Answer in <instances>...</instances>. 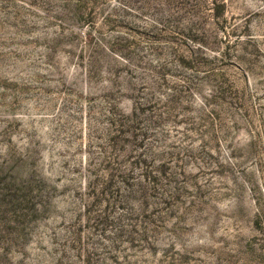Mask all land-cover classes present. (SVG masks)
I'll return each instance as SVG.
<instances>
[{"label":"rangeland","instance_id":"obj_1","mask_svg":"<svg viewBox=\"0 0 264 264\" xmlns=\"http://www.w3.org/2000/svg\"><path fill=\"white\" fill-rule=\"evenodd\" d=\"M0 264H264V0H0Z\"/></svg>","mask_w":264,"mask_h":264}]
</instances>
